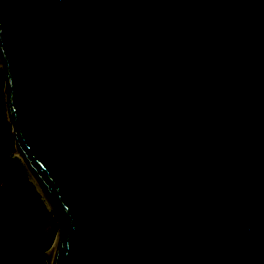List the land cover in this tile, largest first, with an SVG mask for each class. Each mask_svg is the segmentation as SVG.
Wrapping results in <instances>:
<instances>
[{
  "label": "water",
  "instance_id": "water-1",
  "mask_svg": "<svg viewBox=\"0 0 264 264\" xmlns=\"http://www.w3.org/2000/svg\"><path fill=\"white\" fill-rule=\"evenodd\" d=\"M0 68L48 264H264V0H0Z\"/></svg>",
  "mask_w": 264,
  "mask_h": 264
},
{
  "label": "rangeland",
  "instance_id": "rangeland-1",
  "mask_svg": "<svg viewBox=\"0 0 264 264\" xmlns=\"http://www.w3.org/2000/svg\"><path fill=\"white\" fill-rule=\"evenodd\" d=\"M42 199L45 210L36 230H30L21 211L31 192ZM34 208L29 203V208ZM55 224L45 226L46 219ZM41 221V222H40ZM57 222L42 191L16 152V144L7 118L5 97H0V264H48L44 251L54 243ZM41 239V240H40ZM49 248H44L49 243Z\"/></svg>",
  "mask_w": 264,
  "mask_h": 264
},
{
  "label": "crops",
  "instance_id": "crops-1",
  "mask_svg": "<svg viewBox=\"0 0 264 264\" xmlns=\"http://www.w3.org/2000/svg\"><path fill=\"white\" fill-rule=\"evenodd\" d=\"M37 199H40L42 201V199L35 193V191H33L31 192V194L28 195L26 202L22 203L21 215H22L24 222L28 226L29 231L31 229L36 230L37 228L36 224H39L38 223L39 219H41V217L44 216L43 211L45 210V205L42 201L44 209H41L40 206H38ZM29 203H33L34 208L33 207L29 208ZM48 222L51 225V230H52L51 232H53L55 228V224L52 222L50 218L46 219V221L43 224L46 226Z\"/></svg>",
  "mask_w": 264,
  "mask_h": 264
},
{
  "label": "trees",
  "instance_id": "trees-1",
  "mask_svg": "<svg viewBox=\"0 0 264 264\" xmlns=\"http://www.w3.org/2000/svg\"><path fill=\"white\" fill-rule=\"evenodd\" d=\"M4 96V77L2 74V70L0 68V97ZM38 206H40L41 209H44L43 203L40 199H37ZM50 242L46 243L43 247L49 248Z\"/></svg>",
  "mask_w": 264,
  "mask_h": 264
},
{
  "label": "bare ground",
  "instance_id": "bare-ground-1",
  "mask_svg": "<svg viewBox=\"0 0 264 264\" xmlns=\"http://www.w3.org/2000/svg\"><path fill=\"white\" fill-rule=\"evenodd\" d=\"M54 248H55V246L52 247V248L48 251V254H50V252H51Z\"/></svg>",
  "mask_w": 264,
  "mask_h": 264
}]
</instances>
